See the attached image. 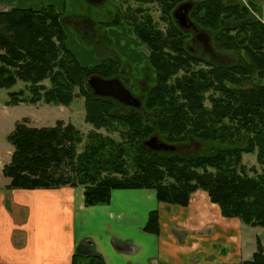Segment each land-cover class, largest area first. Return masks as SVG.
Returning <instances> with one entry per match:
<instances>
[{"label":"trees","instance_id":"trees-1","mask_svg":"<svg viewBox=\"0 0 264 264\" xmlns=\"http://www.w3.org/2000/svg\"><path fill=\"white\" fill-rule=\"evenodd\" d=\"M179 1L156 0L165 29L149 18L134 22L154 71L138 108L93 95L87 79L111 78L118 65H82L65 45V19L53 4L0 12V88L8 89L6 104L67 106L79 94L85 121L93 128L79 149L83 135L70 122L41 127L17 123L8 135L10 161L2 169L8 187L79 185L86 206L108 203L111 190L127 188L153 189L159 202L185 206L191 193L201 189L222 216L264 228V169L257 172L242 162L243 153H255L264 166V23L250 1L189 0L191 19L211 33L212 50L238 56L234 63L219 64L206 53L186 49L189 34L171 15ZM17 81L25 87L9 90ZM99 129L117 132L118 139ZM153 135L169 144L193 136L210 150L154 151L144 144ZM143 229L159 231L156 210L149 212ZM73 264L102 262L97 254L75 253ZM239 264H264L259 240L251 259Z\"/></svg>","mask_w":264,"mask_h":264},{"label":"crops","instance_id":"crops-1","mask_svg":"<svg viewBox=\"0 0 264 264\" xmlns=\"http://www.w3.org/2000/svg\"><path fill=\"white\" fill-rule=\"evenodd\" d=\"M61 1L0 0V12L43 4L59 10ZM247 1L264 23V0ZM1 101L0 119L7 106ZM11 153L12 145L0 150V264H73L75 253L97 254L102 264H239L255 252L243 235L248 225L222 216L204 190L192 192L185 206L159 202L149 188L113 189L108 203L86 206L79 185L8 187L2 169ZM152 210L157 233L143 229Z\"/></svg>","mask_w":264,"mask_h":264},{"label":"rangeland","instance_id":"rangeland-1","mask_svg":"<svg viewBox=\"0 0 264 264\" xmlns=\"http://www.w3.org/2000/svg\"><path fill=\"white\" fill-rule=\"evenodd\" d=\"M118 3L124 2L121 6V9H126L128 15L132 19V21H139L140 15L149 14L156 22V24L164 28L165 25L161 21L160 15L161 11L159 6L155 2H145L144 0H114ZM243 2H248L247 0H242ZM62 7L60 5L59 10L65 19V25L67 30L66 35V46L71 52L75 55V57L79 60V62L83 65H94L99 62L107 60L109 57L107 54L102 51V48L105 46L111 47L115 52L120 53L121 55L127 54H138L141 57H145L144 53H148V48H145L144 45L139 42L131 39L132 34L125 30V33L117 27L114 30L111 26H106L103 24L105 20V11L109 7V3H112V0L104 3L91 4L87 0H63ZM257 12L255 16H257ZM79 17H88L94 23V29L100 33V35L93 36L91 34L82 33L79 30L73 20H76ZM129 23V22H128ZM131 23V22H130ZM129 25V24H128ZM210 36L211 33L207 31ZM101 33L103 35H101ZM105 34L108 39L105 38ZM126 43V45H124ZM190 45L197 49L198 55L205 56L201 49V44L195 42L194 38L189 39ZM145 48V50H144ZM145 52H144V51ZM144 52V53H143ZM219 59L225 61V63L231 64L237 61V54L234 52L227 53H218ZM123 60L125 57H121ZM126 60V59H125ZM148 63V62H147ZM201 66V65H200ZM203 66V65H202ZM204 67V66H203ZM149 70H152L148 65ZM152 74V73H149ZM177 74H180L178 72ZM129 79V78H128ZM126 79V80H128ZM147 78H143L142 80L146 83ZM152 79V76H151ZM133 81L132 78L130 79ZM149 80V79H148ZM122 84L128 87V83L122 79ZM152 84V81H149L148 87ZM24 83L22 81H17L9 90H18L20 88H24ZM132 92L134 95L143 99V95L146 91L140 90L138 87L133 86ZM211 91L207 92L205 95L210 94ZM8 89L0 88V102L1 100H8ZM26 95L28 92L25 91ZM75 93H78V89H75ZM6 109L4 110V116L0 119V150L1 152H5L8 148V145L11 143L8 140V135L11 130H14L15 126L19 122H24L28 126H53L57 120H62L64 123H72L75 128H77L83 135V142L79 145V149H81L86 141V135L89 131L93 130L92 126L85 121V109H84V98L79 94H76L73 101L65 106V105H52L46 104L42 102H38L35 104L29 102H20L19 104L11 105L6 104ZM205 105L209 106L208 100H205ZM25 120V121H24ZM30 122V123H29ZM99 133L102 135H110L116 139H118L117 132L112 130L99 129ZM203 151L207 152L210 148L207 146L202 147ZM13 149V148H12ZM242 162L244 165L249 168L251 166L255 167L257 172H260L264 169V166L259 165L256 162L255 153H243L242 154ZM250 175H254V171H248ZM244 237L250 236L251 242L250 246L252 249L256 250V240H259L264 252V228L260 226L251 227L245 226L243 229Z\"/></svg>","mask_w":264,"mask_h":264},{"label":"flooded vegetation","instance_id":"flooded-vegetation-1","mask_svg":"<svg viewBox=\"0 0 264 264\" xmlns=\"http://www.w3.org/2000/svg\"><path fill=\"white\" fill-rule=\"evenodd\" d=\"M87 1L91 4H98V3H104L105 4V2H108L109 0H101L100 2H94L91 0H87ZM138 1H141V0H138ZM144 1L145 2H149V1L155 2L157 4L156 0H144ZM186 3H189L191 5V7L188 10V16L187 17L189 20H191V22L193 23L194 26L193 27L189 26L188 28H180L179 25L177 24L176 19L173 16V12L178 6H180L182 4H186ZM123 4H124V2L118 3L117 1L115 2L114 0H112V3H109L108 9L105 11V20L103 21V24H105L106 26L113 27L112 30H114L117 27H119L121 30L124 29V31L128 30L129 33L133 34L136 37L135 32H134V22H136V21H132V19L128 15L126 9H121V6ZM192 7H193V3L191 1L181 0L178 3H176V5L173 7V9L171 11L172 18L175 21V23L178 25V27L180 29L186 31V33L189 34V37H187V41H186V45H185L186 49L187 50H197L196 48H194L189 43L190 37L194 38L195 42H198L199 44H201L202 51L204 53H206L212 61L219 63V64H228V63H225V61L220 60L218 58L219 57L218 53L214 52L212 50L211 42H210V34L206 30L198 27L193 22V20L191 19L190 12L192 10ZM148 18L152 19V22L154 24H156L155 20L149 14L140 15V20L148 19ZM161 21L164 23V25L166 27V23L162 19H161ZM72 22H74L76 27L79 30H81L82 33H86L87 35L91 34L93 36L100 35V33H98L96 31V28L94 29V23L88 17H79L76 20H73ZM165 27L162 29H165ZM101 35H103V34L101 33ZM105 38L107 40H109L106 34H105ZM137 40H139V39L137 38ZM141 44L144 45L145 48H147L146 44H144L143 42H141ZM145 48H144V50H145ZM102 51H104L107 54V56L109 57L105 61H113L118 65L116 73H113V75L110 77L111 78L112 77H118L121 81L123 79L125 82H127L128 87H126L125 85L124 86L131 92V94L133 96H135L136 98H138L141 101L142 99H140V97L133 94L132 89H133V86L138 87L142 91H146L149 88L148 83H149V81H151V76H153V72H154L150 63H149V50H148V53H144L145 51L143 52L144 55H146L147 59H145V57H141L139 55H135L134 57H128L127 55H125V56L121 55L120 53L115 52L109 46H105L104 48H102ZM122 56L125 57L126 60L125 59L123 60L121 58ZM105 61H102V62H105ZM99 63H101V62H99ZM148 65L151 67L152 70H149ZM149 73H152V74H149ZM142 77L147 78L146 83L142 80ZM131 78L133 80L132 82L130 80ZM126 79H128V80H126ZM119 103H121V102H119ZM121 104H123V103H121ZM123 105L126 107H133L131 105H126V104H123ZM154 136H157L159 138V140L164 141L158 135H154ZM176 145H178L180 148L179 153H184V154L197 153V152L203 150V148H202L203 143L201 142V140L198 138H195L193 136H188L185 141L179 142Z\"/></svg>","mask_w":264,"mask_h":264},{"label":"water","instance_id":"water-1","mask_svg":"<svg viewBox=\"0 0 264 264\" xmlns=\"http://www.w3.org/2000/svg\"><path fill=\"white\" fill-rule=\"evenodd\" d=\"M94 2H100L101 0H91ZM191 7L189 3L178 6L173 16L177 21L180 28L193 27V23L188 19V10ZM87 85L91 89L93 95L102 97H111L123 104L131 105L133 107H140L141 101L133 96L131 92L122 84L118 77L102 78L97 75H93L87 79ZM144 144L154 151L164 152H179L180 148L176 144H169L159 140L157 136H150L144 141Z\"/></svg>","mask_w":264,"mask_h":264}]
</instances>
